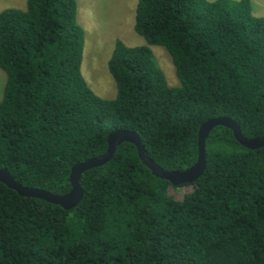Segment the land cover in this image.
<instances>
[{"label": "trees", "instance_id": "1", "mask_svg": "<svg viewBox=\"0 0 264 264\" xmlns=\"http://www.w3.org/2000/svg\"><path fill=\"white\" fill-rule=\"evenodd\" d=\"M132 29L146 45L115 39L106 61L115 95L105 99L80 73L75 0L0 10V167L15 181L67 192L70 167L102 154L115 129L137 133L165 170L195 161L208 118L264 137V19L250 0H137ZM149 45L168 53L177 86ZM204 154L202 174L172 186L123 142L81 174L69 210L0 183V264H264V146L243 147L216 126Z\"/></svg>", "mask_w": 264, "mask_h": 264}, {"label": "rangeland", "instance_id": "2", "mask_svg": "<svg viewBox=\"0 0 264 264\" xmlns=\"http://www.w3.org/2000/svg\"><path fill=\"white\" fill-rule=\"evenodd\" d=\"M76 22L83 29L80 73L89 88L99 97L115 95L112 77L106 61L115 39L128 46L146 45L133 29L134 8L137 0H75ZM251 11L264 19V0H250ZM25 0H0V10L6 7L24 8ZM152 56L161 69L168 86H177L171 59L165 49L149 45ZM4 73L0 69V97ZM186 187H181L180 191Z\"/></svg>", "mask_w": 264, "mask_h": 264}, {"label": "water", "instance_id": "3", "mask_svg": "<svg viewBox=\"0 0 264 264\" xmlns=\"http://www.w3.org/2000/svg\"><path fill=\"white\" fill-rule=\"evenodd\" d=\"M216 126L226 127L231 131L234 140L248 149H257L264 146V137L246 138L241 135L237 122L226 116L208 118L199 124L196 131V158L195 161L183 170H165L154 163L144 152L140 138L133 130L115 129L106 135V148L102 154L88 157L81 162L73 164L69 169V190L63 194H54L43 188L23 186L15 181L7 169L0 167V183L14 190L18 195L44 200L48 203L57 204L64 210L74 208L81 200L83 191L80 186L81 174L89 169L101 166L108 162L115 151L116 146L123 142L132 144L136 155L150 173L160 179L166 180L172 186H178L195 181L205 167L204 143L208 133Z\"/></svg>", "mask_w": 264, "mask_h": 264}]
</instances>
